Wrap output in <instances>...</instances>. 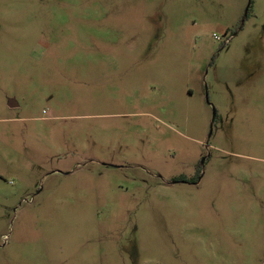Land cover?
<instances>
[{
    "label": "rangeland",
    "instance_id": "rangeland-1",
    "mask_svg": "<svg viewBox=\"0 0 264 264\" xmlns=\"http://www.w3.org/2000/svg\"><path fill=\"white\" fill-rule=\"evenodd\" d=\"M0 264H264V0H0Z\"/></svg>",
    "mask_w": 264,
    "mask_h": 264
},
{
    "label": "water",
    "instance_id": "water-1",
    "mask_svg": "<svg viewBox=\"0 0 264 264\" xmlns=\"http://www.w3.org/2000/svg\"><path fill=\"white\" fill-rule=\"evenodd\" d=\"M13 103H14V101H13V100H10V101L8 102V106H9V107H13ZM212 111H213V115H214V114H215L214 109H213ZM201 162H203V159L201 160Z\"/></svg>",
    "mask_w": 264,
    "mask_h": 264
},
{
    "label": "crops",
    "instance_id": "crops-1",
    "mask_svg": "<svg viewBox=\"0 0 264 264\" xmlns=\"http://www.w3.org/2000/svg\"><path fill=\"white\" fill-rule=\"evenodd\" d=\"M14 107V106H13Z\"/></svg>",
    "mask_w": 264,
    "mask_h": 264
},
{
    "label": "flooded vegetation",
    "instance_id": "flooded-vegetation-1",
    "mask_svg": "<svg viewBox=\"0 0 264 264\" xmlns=\"http://www.w3.org/2000/svg\"><path fill=\"white\" fill-rule=\"evenodd\" d=\"M202 163V162H201Z\"/></svg>",
    "mask_w": 264,
    "mask_h": 264
}]
</instances>
